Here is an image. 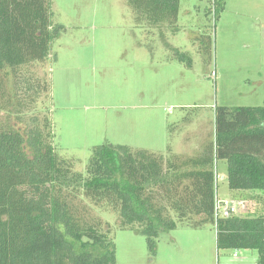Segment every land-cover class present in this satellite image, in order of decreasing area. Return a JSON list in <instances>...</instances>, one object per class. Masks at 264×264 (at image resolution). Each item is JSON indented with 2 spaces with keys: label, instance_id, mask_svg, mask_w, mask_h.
Segmentation results:
<instances>
[{
  "label": "rangeland",
  "instance_id": "rangeland-1",
  "mask_svg": "<svg viewBox=\"0 0 264 264\" xmlns=\"http://www.w3.org/2000/svg\"><path fill=\"white\" fill-rule=\"evenodd\" d=\"M218 1L181 0L176 32L161 35L136 23L127 0H53L54 21L65 29L46 63L27 70L50 84L37 111L49 112L58 153L76 172L106 143L182 163L214 141L217 107L264 106V0ZM0 70L13 82L9 68ZM227 167L215 162L221 206L234 201L238 215H264V193L231 191L221 178ZM85 205L113 240L116 264H258L257 251H218L215 227L191 219L162 232L153 255L111 209Z\"/></svg>",
  "mask_w": 264,
  "mask_h": 264
},
{
  "label": "trees",
  "instance_id": "trees-1",
  "mask_svg": "<svg viewBox=\"0 0 264 264\" xmlns=\"http://www.w3.org/2000/svg\"><path fill=\"white\" fill-rule=\"evenodd\" d=\"M180 1L127 3L138 25L162 35L167 27L176 32ZM52 5L0 0V65L13 78L0 70V264H116L114 242L85 201L111 209L120 229L144 235L153 255L162 232L191 219L196 228L215 227L218 251H257L264 264V215L217 218L215 171V162H226L231 191L264 193V106L217 107L214 141L182 163L106 143L92 149L85 173L76 172L58 153L49 112L37 111L50 84L27 70L46 63L65 29ZM173 53L192 66L187 54Z\"/></svg>",
  "mask_w": 264,
  "mask_h": 264
},
{
  "label": "built area",
  "instance_id": "built-area-1",
  "mask_svg": "<svg viewBox=\"0 0 264 264\" xmlns=\"http://www.w3.org/2000/svg\"><path fill=\"white\" fill-rule=\"evenodd\" d=\"M224 206H221V202H217L216 207V217L218 218H229L230 216L237 213V206L234 203L231 202H224ZM237 256V253L235 254V257Z\"/></svg>",
  "mask_w": 264,
  "mask_h": 264
},
{
  "label": "crops",
  "instance_id": "crops-1",
  "mask_svg": "<svg viewBox=\"0 0 264 264\" xmlns=\"http://www.w3.org/2000/svg\"><path fill=\"white\" fill-rule=\"evenodd\" d=\"M219 173V172H218ZM221 173H222V180H227V177H228V171H227V169H225V168H223V169H221ZM237 193V192H236ZM231 203H234L235 205L237 204V203H235L234 201H230ZM245 204V203H244ZM246 205H247V203L245 204V208H244V210H247L246 209ZM237 206V205H236ZM237 208H238V206H237ZM235 254L236 253H234V257H235ZM239 257V254H237V256L235 257V258H238Z\"/></svg>",
  "mask_w": 264,
  "mask_h": 264
}]
</instances>
